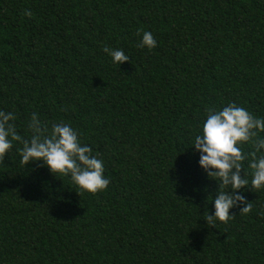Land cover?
<instances>
[{
	"label": "trees",
	"instance_id": "16d2710c",
	"mask_svg": "<svg viewBox=\"0 0 264 264\" xmlns=\"http://www.w3.org/2000/svg\"><path fill=\"white\" fill-rule=\"evenodd\" d=\"M228 102L264 116V0H0V108L21 133L32 112L70 121L109 180L79 197L14 145L0 264H264V190H243L248 213L204 221L217 185L188 140Z\"/></svg>",
	"mask_w": 264,
	"mask_h": 264
},
{
	"label": "clouds",
	"instance_id": "9594fccd",
	"mask_svg": "<svg viewBox=\"0 0 264 264\" xmlns=\"http://www.w3.org/2000/svg\"><path fill=\"white\" fill-rule=\"evenodd\" d=\"M24 15L30 12L25 11ZM137 35L140 36L137 47L148 50L156 47L151 32L141 34L138 30ZM102 51L115 66L129 61L122 49L105 46ZM18 118L14 110L0 108V158L18 145L16 154L23 168L40 164L56 179L67 177L79 197L107 188L104 160L82 142L70 121L47 122L32 112L23 121L21 133ZM188 143L199 154L198 167L217 185L214 199L212 195L206 197V202L212 205L211 211L206 209L203 214L206 224L227 222L232 218L230 210L238 206H242L240 214L248 213L251 203L245 201L243 190H264V116L254 115L234 102L207 108Z\"/></svg>",
	"mask_w": 264,
	"mask_h": 264
}]
</instances>
